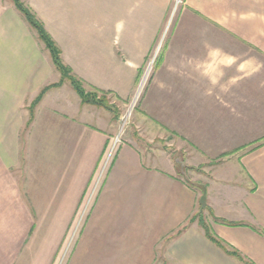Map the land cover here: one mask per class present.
Instances as JSON below:
<instances>
[{
	"label": "crops",
	"instance_id": "0c3cea01",
	"mask_svg": "<svg viewBox=\"0 0 264 264\" xmlns=\"http://www.w3.org/2000/svg\"><path fill=\"white\" fill-rule=\"evenodd\" d=\"M28 1L75 74L122 101L143 61L118 55V39L125 53L131 44L145 55L162 33L171 5V0ZM182 12L142 108V123L163 130L159 139L169 150L152 148L156 137L149 136L150 145L140 147L128 134L69 264H243L191 222L202 201L217 217L239 224H212L214 232L254 264H264L259 195L264 164L256 152L235 158L264 134L256 111L264 90V55H232L229 47L243 43L264 52V0H185ZM60 81L37 34L12 3L0 0V221L9 220L8 228L0 225V264H54L61 243L33 242L29 221L39 216L28 205H79L117 129L112 114L84 104L69 83L49 89L31 119L30 106ZM222 156L227 158L217 166H207ZM202 165L206 194L182 171ZM230 166L234 183L247 172L253 188L232 195L234 176L218 175L215 189L209 174ZM42 183L44 190L48 183V198L39 201ZM227 208L234 213L226 214Z\"/></svg>",
	"mask_w": 264,
	"mask_h": 264
},
{
	"label": "rangeland",
	"instance_id": "374dc122",
	"mask_svg": "<svg viewBox=\"0 0 264 264\" xmlns=\"http://www.w3.org/2000/svg\"><path fill=\"white\" fill-rule=\"evenodd\" d=\"M7 2H10L13 4V7L17 11V13L20 14L22 20L26 23V25L32 29L36 34L37 38L42 43L43 47L46 49V51L49 52L47 49L46 45L42 40L40 39L37 31L32 28V26L29 24L25 16L21 11H19L14 3L13 0H6ZM24 5L29 8L32 11V14L36 16V18L42 22L44 25L45 30L48 32V30L45 27L44 21L40 18L39 13L35 11L32 6L30 5V2L28 0H21ZM184 2L185 0H171V5L169 11L166 13V18H165V27L162 30V33L157 37L155 43L151 46L150 50L145 54L142 55V51H138L136 49V46L134 48V45L129 44V54L125 53L122 45V41L118 39V55H131L135 59L139 58L141 61H143L142 66L139 68L137 78L135 81V85L132 89L131 94L129 95V98L127 100H120L115 93L111 91H105L102 89H99L93 85H88L85 83L83 79L78 77L77 74L73 71V69L64 61L63 55H61L62 60L64 64H66L69 68L72 69L73 74L80 78L84 82V89L86 90L87 93H93L94 89L97 88L105 93L99 92L98 94L96 93L95 95L97 98L101 99L102 105H91V104H86L90 105L93 107H96L98 109L108 111L109 114H112L114 120L117 121V129L115 132V135L113 136V139H111V143L109 146V151L115 145V140L119 134H122V142L118 146V148L114 151L112 156L108 159V154L109 151L105 157L104 164H102L100 171H98L97 175L94 176V179L92 180V183L90 186L87 187L85 197L83 200L80 202L79 205L76 204H61V203H55V204H46V203H37L35 205H28L29 207L32 208L35 216H39L38 218L31 219L29 221L30 225V238L33 239V242H41L42 239H52L53 242L55 243H61V245L58 248V252L55 255L54 259V264H69V262L72 260L75 251L77 249V245L82 237V231L84 228L88 227L89 225V219L91 217L92 211L94 209L95 203L97 202V199L99 197V193L101 191V184L105 181L108 173L111 171L113 168L117 154L119 153V150L121 146L123 145L124 142H126V137L129 134V137L133 138L134 141H136L140 147H147L150 145L152 148H165L166 150H169L168 146L165 144L166 140L164 139H159V131L162 134L163 130H159L155 125L149 122L148 125L142 123L144 120V114H143V102L145 95L150 88V85L154 79L155 73L158 69L159 66V61L161 59L162 55L166 54L167 47L169 45L168 40L170 37L174 34V31L176 30L178 21L181 17L182 9L184 8ZM48 34L51 36V38L54 40V42L59 46V44L55 41L53 36L48 32ZM228 46V45H227ZM126 47H128L126 45ZM230 52L232 55H264V52L260 50L258 47H253L251 45H245L243 43L241 44H230ZM61 49V47L59 46ZM62 51V50H61ZM50 54V52H49ZM51 57V54H50ZM264 58V56H263ZM52 59V57H51ZM53 62V61H52ZM263 64H264V59H263ZM53 66L55 70L60 74V72L57 70L55 67L54 63ZM61 75V74H60ZM62 79V76H61ZM262 82L264 83V65H263V73L261 75ZM50 87V86H49ZM47 88V87H46ZM74 89V88H73ZM139 91L141 93H139ZM139 93V96H138ZM78 94V93H77ZM79 95V94H78ZM81 98V97H80ZM104 105H107L109 109L105 108ZM32 106V105H31ZM31 106L29 108L31 112ZM258 108H256V111L258 113L262 114V123H264L263 119V113H264V90L261 92V99L258 104ZM112 109V110H111ZM31 117V114H30ZM33 118V117H32ZM127 118V121H125ZM143 119V120H142ZM151 120V119H150ZM125 123V124H124ZM124 124V125H123ZM264 126L261 132H263ZM259 133H255L254 135H258ZM147 136L149 137H156L153 143L149 144V139L146 138ZM170 139H168V142ZM152 142V141H151ZM148 144V145H147ZM173 151L174 154L176 155V158H179L180 160H183V156L181 152H178L175 147ZM256 152V156L261 159V163L264 164V134L261 138L256 139L254 141L249 142L244 148L243 152L236 154L235 158H237L239 155H247L250 153ZM261 154V155H260ZM234 157V156H232ZM227 158L226 156H222L220 158H217L218 160H214V162L209 163L207 166H217L216 164L219 163V160ZM181 162V166L183 167V161ZM206 165H202L198 168H193L189 171L188 169H182L183 172H187L189 176H193L197 180V184L195 185L197 187V190L199 191V194H203L207 192V179H205V174L204 176L202 175L204 173V167ZM229 169H224L221 174L216 173L215 176H212V174H209V179L212 180L213 182V187L215 189H218L220 185L217 186L219 183L218 181V175H221L222 179H232L231 177L234 176V169L232 166H230ZM185 170V171H184ZM264 167L262 168V173L264 174ZM26 172V171H25ZM35 174H38L37 172H34ZM26 174V173H25ZM242 177H237L236 182L234 183L233 181L235 180L234 178L231 180L230 184L232 185L234 189H229L231 191L230 194L232 195H242L243 190H250L253 188L255 185V180L247 173V172H241ZM41 175V173H39ZM217 175V176H216ZM204 177V178H203ZM217 177V178H215ZM201 178V179H199ZM215 178V179H213ZM195 180V181H196ZM202 180V181H200ZM38 181V179H37ZM40 181V180H39ZM45 182V179H44ZM43 185L39 184L38 185V191L36 190V193L38 194V200H44L45 198H48L47 195V189L49 188L48 183L47 189L44 190V188H40L39 186ZM243 186V187H242ZM218 187V188H217ZM229 187V186H228ZM241 189V190H240ZM35 190V189H34ZM56 190V188H55ZM60 190L61 189H57ZM252 191V190H251ZM259 195H262L264 197V189L259 192ZM207 204V203H206ZM207 206H209L207 204ZM52 208V209H51ZM51 209V210H50ZM37 211V212H36ZM51 211L52 214H51ZM203 216L205 217L206 221L208 222L209 225L212 226V224H219L216 223L214 220V216L217 217L214 213V216H211L209 211L206 209L202 210ZM67 213V214H66ZM234 213L232 208H227L226 209V214H232ZM53 216L54 218H50L49 216ZM72 216L70 219H67L66 216ZM48 216V217H44ZM219 218V217H218ZM222 219V218H221ZM3 221H0L1 226H6L8 228V223L9 220H6L2 223ZM15 222V221H13ZM2 223V224H1ZM238 224V223H237ZM222 225V224H221ZM16 228L18 227L16 224L14 225ZM45 230H52L54 235H46L47 232H44ZM43 231V232H41ZM48 231V232H49ZM41 233V234H40ZM50 234V232H49ZM234 259V258H233ZM248 259V258H247ZM236 260V259H235ZM249 260V259H248ZM252 262V261H251ZM254 264V263H253Z\"/></svg>",
	"mask_w": 264,
	"mask_h": 264
},
{
	"label": "trees",
	"instance_id": "16d2710c",
	"mask_svg": "<svg viewBox=\"0 0 264 264\" xmlns=\"http://www.w3.org/2000/svg\"><path fill=\"white\" fill-rule=\"evenodd\" d=\"M17 9L23 13L29 24L32 26L33 29H35L42 40L44 44L46 45L47 49L49 50L52 61L57 68V70L60 72L62 79L58 84L52 85L50 87L45 88L39 97L34 101V103L31 106V119L33 117L34 109L37 106V104L40 102L43 95L52 87H58L61 86L64 83H69L74 90L79 94L81 97V100L84 104H91V105H102L101 99L97 98L95 95L99 92H103L97 88H93V93H87L84 89L83 85L84 82L76 77L72 69L69 68L66 64H64L62 60V51L59 48V46L54 42V40L51 38V36L48 34V32L45 30L44 25L41 21H39L34 14H32V11L27 8L24 3L21 0H13ZM105 93V92H103ZM105 108H107V105H104ZM109 109V108H107ZM112 110V109H111ZM206 209L209 211L211 216H214L213 210L207 206L205 201H202L199 206L198 213L191 219V222H197L199 226L203 229L205 236L209 241H211L215 246L220 248L225 254L228 256L236 259L240 263L243 264H253L250 260H248L246 257H244L237 249L231 247L229 244H227L223 239H221L213 230L212 226L208 224L205 217L203 216L202 210ZM214 220L216 223L226 225V226H238L239 224L233 223L230 221H227L225 219H221L214 216Z\"/></svg>",
	"mask_w": 264,
	"mask_h": 264
},
{
	"label": "built area",
	"instance_id": "2783aa9c",
	"mask_svg": "<svg viewBox=\"0 0 264 264\" xmlns=\"http://www.w3.org/2000/svg\"><path fill=\"white\" fill-rule=\"evenodd\" d=\"M139 93H141L140 91H139ZM139 93H138V96H139ZM125 121H127V118H126V120ZM125 124V123H124ZM123 124V125H124ZM121 135L122 134H119V136H117V138H116V140H115V145H113V147L110 149V151H109V154H108V159L112 156V154L114 153V151L118 148V146L121 144V142H122V137H121Z\"/></svg>",
	"mask_w": 264,
	"mask_h": 264
}]
</instances>
